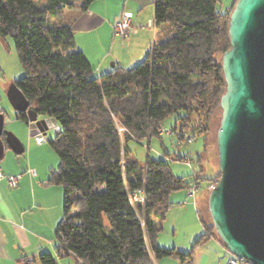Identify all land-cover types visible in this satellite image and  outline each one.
Here are the masks:
<instances>
[{
	"label": "trees",
	"instance_id": "obj_1",
	"mask_svg": "<svg viewBox=\"0 0 264 264\" xmlns=\"http://www.w3.org/2000/svg\"><path fill=\"white\" fill-rule=\"evenodd\" d=\"M94 1L45 0L39 8L35 0H0V37L14 39L24 69L16 84L31 108L55 118L62 129L50 140L61 163L49 180L64 189L57 254L72 256L76 264H153V256L191 264L197 245L219 238L213 222L200 214L205 233L182 253L157 245L155 219H165L173 193L193 183L211 188L220 170L209 176L202 168L187 180L174 173L171 159L148 152L139 161L128 143L148 139L150 148L154 138L163 141V125L174 114L166 135L207 137L226 91L220 56L231 47L229 21L237 0L225 12L220 0H155L156 25H167L169 37L139 64L116 65L100 76L77 49L72 20L65 17L69 9L87 11ZM18 119L29 122L26 113ZM139 189L145 201L132 204L129 192ZM39 261L59 264L51 253H41Z\"/></svg>",
	"mask_w": 264,
	"mask_h": 264
},
{
	"label": "crops",
	"instance_id": "obj_2",
	"mask_svg": "<svg viewBox=\"0 0 264 264\" xmlns=\"http://www.w3.org/2000/svg\"><path fill=\"white\" fill-rule=\"evenodd\" d=\"M122 11L132 12V22L137 27L124 39L112 30L113 21ZM65 17L72 20L76 47L91 63L95 76L110 72L116 65L130 68L139 64L156 44L169 37L164 25H156L155 0H95L87 11L69 9ZM21 141L23 153L26 147L31 152L33 140ZM2 161L5 165L0 167L7 174L22 173L23 177L15 188L6 179L0 180V264H23L22 256L34 260L33 264H41V253L63 258L56 250V229L64 214L63 187L50 182L47 172L39 171L32 162L26 165L11 147ZM29 168L35 169L36 175L30 174ZM182 191L172 194L174 205L165 219H155L160 227L157 245L189 253L205 233V227L200 206L192 198L188 200L187 190ZM230 255L224 243L211 236L196 246L191 264H225ZM153 264L178 263L173 257L153 256Z\"/></svg>",
	"mask_w": 264,
	"mask_h": 264
},
{
	"label": "water",
	"instance_id": "obj_3",
	"mask_svg": "<svg viewBox=\"0 0 264 264\" xmlns=\"http://www.w3.org/2000/svg\"><path fill=\"white\" fill-rule=\"evenodd\" d=\"M231 47L221 57L226 91L221 97L217 132L220 178L209 194V213L227 250L254 264H264V0H237L229 21ZM7 97L26 113L31 137L45 142L50 129L61 126L30 107L17 84ZM0 111V162L7 148L24 151L23 142L5 131Z\"/></svg>",
	"mask_w": 264,
	"mask_h": 264
},
{
	"label": "rangeland",
	"instance_id": "obj_4",
	"mask_svg": "<svg viewBox=\"0 0 264 264\" xmlns=\"http://www.w3.org/2000/svg\"><path fill=\"white\" fill-rule=\"evenodd\" d=\"M44 2L45 0H35V5L42 8ZM231 3L232 0H220L218 7L225 12L226 8L230 6ZM164 26L169 32L168 26ZM221 57L222 56H220V60ZM23 75L24 69L20 62L14 39L11 36L6 38L0 37V96L2 98L0 110L4 112L8 119L5 125V131L14 133L20 140H25L26 142L33 140L35 145L32 151L30 152L28 147H26V151L23 154H19V157L22 161L26 162V165L32 162V165L37 166L39 171H45L49 176L50 171L52 169H58L61 163L59 156L50 144V140L55 137V130H48L45 136L46 141L41 144L38 143L36 137L30 136L28 123L16 117V110L7 97L8 88L12 84L18 82ZM177 117V114L171 115L167 118L163 127L171 129L172 126L175 125ZM220 120L221 109H218L211 117L209 132L206 138L198 135L189 141L188 137L187 139H181L178 135L171 136L164 133L163 141L154 138L150 148L148 139H143L140 142L133 139L129 141L128 145L137 159L141 162L146 160L148 152H150L153 158L162 157L169 160L171 159V166L175 174L178 176L186 175L187 180L191 179L190 174L202 168H204L206 175L214 176L219 172L217 132L220 126ZM121 131H123V128H121ZM179 131L180 130H178V132ZM188 134L190 133H187L186 136H188ZM26 142L24 143L27 145ZM177 155L186 157V159H174ZM0 164L5 165V162L1 161ZM214 186L205 190L200 188L195 196L197 206H200L202 214L208 222H212L209 213L208 199ZM188 200H191V197L188 198ZM192 200L194 201V198H192ZM173 260H176V262L180 264L178 259L173 258ZM69 262L75 264V261L69 257L59 259V264H69Z\"/></svg>",
	"mask_w": 264,
	"mask_h": 264
},
{
	"label": "built area",
	"instance_id": "obj_5",
	"mask_svg": "<svg viewBox=\"0 0 264 264\" xmlns=\"http://www.w3.org/2000/svg\"><path fill=\"white\" fill-rule=\"evenodd\" d=\"M132 17L133 14L132 12L128 11H122L113 21L112 23V30L115 36H119L120 38L124 39L128 35H130L132 32L137 30V27L133 25L132 22ZM2 102V98L0 96V104ZM171 134L170 129H163L160 134ZM192 138L189 137V141H191ZM28 172L32 175H36V170L33 168H29ZM23 175L22 173L18 174H7L1 167H0V180L6 179L9 186L12 188H15L19 185ZM200 189V183H193L188 189H187V195L191 198H194L198 193ZM129 197L130 201L132 204H135L137 202H142L144 203L145 201V196H144V191L142 189L135 190L133 192H129ZM184 203V202H181ZM144 225V222H142ZM225 264H254L248 259L238 256V255H233L231 254Z\"/></svg>",
	"mask_w": 264,
	"mask_h": 264
}]
</instances>
